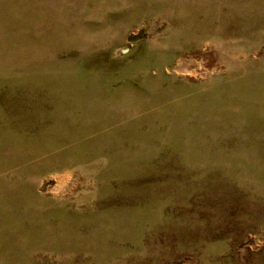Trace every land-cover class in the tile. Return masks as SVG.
<instances>
[{"label":"rangeland","instance_id":"rangeland-1","mask_svg":"<svg viewBox=\"0 0 264 264\" xmlns=\"http://www.w3.org/2000/svg\"><path fill=\"white\" fill-rule=\"evenodd\" d=\"M0 264H264V0H0Z\"/></svg>","mask_w":264,"mask_h":264}]
</instances>
